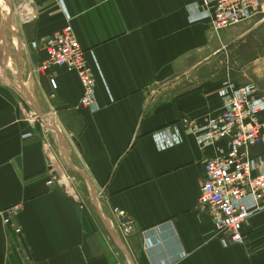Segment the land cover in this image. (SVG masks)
Masks as SVG:
<instances>
[{"label":"crops","instance_id":"0c3cea01","mask_svg":"<svg viewBox=\"0 0 264 264\" xmlns=\"http://www.w3.org/2000/svg\"><path fill=\"white\" fill-rule=\"evenodd\" d=\"M196 1L36 0L30 21L0 6V264H264V211L238 244L198 203L203 161L226 145H200L184 125L220 110L222 84L240 82L230 46L261 21L215 33ZM68 18L96 79L93 108L77 73L39 68ZM48 150L59 183H47ZM114 209L133 220L129 236Z\"/></svg>","mask_w":264,"mask_h":264},{"label":"built area","instance_id":"2783aa9c","mask_svg":"<svg viewBox=\"0 0 264 264\" xmlns=\"http://www.w3.org/2000/svg\"><path fill=\"white\" fill-rule=\"evenodd\" d=\"M54 1L60 5L63 2ZM35 2L15 0L17 15L23 21L37 17L36 11L30 7ZM262 5L263 0H198L190 10L195 19H208L212 31L220 33L254 17ZM42 48L45 59L39 68L61 67L77 73L82 85L81 106L95 107L96 79L70 18L61 29L45 39ZM218 93L221 107L217 113L210 114L203 125L187 120L184 125L200 145H226L225 149L218 148L217 155L203 161L198 203L209 209L223 239L244 244L245 224L253 215L264 211V90L251 81L236 84L227 80ZM157 143L166 147L173 143V139L158 135ZM51 173L50 170L51 178L47 183H59L61 179ZM113 211L124 237L129 236L133 220L123 210ZM9 222L5 219L7 225Z\"/></svg>","mask_w":264,"mask_h":264},{"label":"rangeland","instance_id":"374dc122","mask_svg":"<svg viewBox=\"0 0 264 264\" xmlns=\"http://www.w3.org/2000/svg\"><path fill=\"white\" fill-rule=\"evenodd\" d=\"M1 5L3 10L5 9L9 11V15L11 16V18L14 13H17L16 8L14 9V5L12 3L8 5V2L0 0V6ZM252 18L253 19L255 18L254 20L258 18L260 19L261 22L256 28H254L253 30H251L249 33L245 34L241 38L235 40L234 43L231 44L229 51V62H228L229 71L231 76L235 77L236 79L237 76H240L239 79L240 82H238V84H242L243 82L246 83L248 81H253L261 88H264V0L260 12ZM252 18L243 21V22H247L244 23V25H251L254 22V20L252 21ZM237 28H239V26ZM229 30H231V28L228 29V31ZM235 30L236 28L233 31ZM24 65L26 69L27 65L25 63ZM4 67L1 68L2 71L4 70L3 69ZM233 81H235V79ZM235 82L237 83V81ZM74 170L76 171V169ZM77 183L78 181L75 180V184ZM80 189L81 190L83 189L82 191L83 199L87 201V204L92 206L94 205L96 210H98L96 207L97 203L96 201H94L95 198L93 199L92 195L86 189V186L82 184V186L79 187V190ZM117 225L120 235L124 237L122 231L119 228V222H117Z\"/></svg>","mask_w":264,"mask_h":264},{"label":"water","instance_id":"95a60500","mask_svg":"<svg viewBox=\"0 0 264 264\" xmlns=\"http://www.w3.org/2000/svg\"><path fill=\"white\" fill-rule=\"evenodd\" d=\"M30 7H32V9L34 11H36V7H35L34 3L31 4ZM46 153H47V157H48V165H49V168H50L52 174L55 175L57 178L65 179L66 173L63 171V169L58 164L56 159L52 156V154L50 153L49 150L46 151ZM63 189H64V191H66L68 193H73V189L69 183H67L66 185H63Z\"/></svg>","mask_w":264,"mask_h":264}]
</instances>
